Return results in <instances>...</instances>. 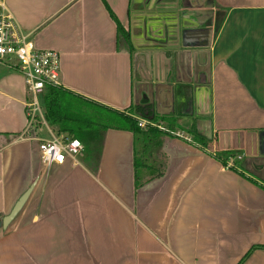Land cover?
I'll return each instance as SVG.
<instances>
[{"label": "crops", "instance_id": "crops-1", "mask_svg": "<svg viewBox=\"0 0 264 264\" xmlns=\"http://www.w3.org/2000/svg\"><path fill=\"white\" fill-rule=\"evenodd\" d=\"M5 2L37 49L60 52L63 87L119 111L152 104L160 126L184 120L207 144L166 135L165 173L139 188L128 130H108L96 170L86 153L47 168L25 77L0 62V215L31 189L0 224V264H238L264 244V0H192L201 16L183 0Z\"/></svg>", "mask_w": 264, "mask_h": 264}, {"label": "trees", "instance_id": "trees-1", "mask_svg": "<svg viewBox=\"0 0 264 264\" xmlns=\"http://www.w3.org/2000/svg\"><path fill=\"white\" fill-rule=\"evenodd\" d=\"M111 15L115 18L112 12ZM116 21L121 43L125 44L128 50L132 52L134 46L130 31L117 19ZM42 101L45 118L50 126L58 133H66L80 139L85 146V153L89 159L88 164L92 165L91 167L95 170L99 164L108 130L117 129L131 131L136 137V188L152 179L161 177L165 173L166 161L161 159V156L164 157L165 155L162 150L163 140L166 135L175 132L177 118H163L168 124V129L165 131L159 127L160 124L156 122L158 119L153 116L155 111L152 104H139L132 106L129 110L119 111L72 92L62 85H46ZM146 114L150 117L147 119H153L156 125H148L146 128L138 125L137 116ZM187 132L205 147L207 142L195 126L190 125ZM216 157L227 165L230 159L236 157V154L228 150L217 153ZM140 169L149 170L151 176L145 180H140ZM2 219L3 216L0 215V224ZM255 249H264V244L254 246L238 264H243Z\"/></svg>", "mask_w": 264, "mask_h": 264}, {"label": "built area", "instance_id": "built-area-1", "mask_svg": "<svg viewBox=\"0 0 264 264\" xmlns=\"http://www.w3.org/2000/svg\"><path fill=\"white\" fill-rule=\"evenodd\" d=\"M0 62L17 64L25 77L29 129L37 128L36 130L41 132L46 128L50 134V137L39 140L42 163L47 168L64 164L68 159L74 165L80 164V158L85 154L83 142L69 134L53 131L45 118L42 101L46 85H61V54L54 49H37L29 35L21 32L5 0H0ZM137 119L138 125L142 128L156 125L152 120L139 117Z\"/></svg>", "mask_w": 264, "mask_h": 264}, {"label": "rangeland", "instance_id": "rangeland-1", "mask_svg": "<svg viewBox=\"0 0 264 264\" xmlns=\"http://www.w3.org/2000/svg\"><path fill=\"white\" fill-rule=\"evenodd\" d=\"M188 1V2H187ZM183 2H185L184 3V8L182 7V6H180V7H182L183 8V10L181 9L179 12L180 13H182L183 15H185L186 14V9H189V11L190 12H194V14L196 15V16H201L202 14L201 13H199V12H197L198 10H196V11H193L194 10V6L191 4L192 3V0H183ZM180 7L179 6H174V8H170L171 10L170 11H173L174 13H176L179 9H180ZM195 8H198L197 6H195ZM221 11H217V19H216V26H218V25H220V23H221ZM14 60V62H17L16 61V59H13ZM142 118H150V117H148L147 116V114L146 115H143V116H141ZM183 121L184 120H180V119H178L177 118V123H175V125H176V128H175V132H179L180 133V135H183V136H188V137H191L192 138V141L193 142H196V143H199V142H197L196 140H195V138L194 137H192V135L190 134H188V132H187V129L189 128V126L187 125V123L186 124H184L183 123ZM156 123V122H155ZM157 124H160V122H157ZM50 125V124H49ZM163 126L165 127H161V129L162 130H165V131H167V129H168V124L167 123H164L163 124ZM53 128V127H52ZM35 129H37V128H35ZM46 129V128H45ZM53 131H55V130H53ZM56 132V131H55ZM173 132V131H172ZM58 133V132H57ZM43 134H48L46 131L43 133ZM42 133H41V135H43ZM170 135H172V133H169ZM176 134V133H175ZM185 137V138H186ZM82 159V158H81ZM234 158H232V160H233Z\"/></svg>", "mask_w": 264, "mask_h": 264}, {"label": "water", "instance_id": "water-1", "mask_svg": "<svg viewBox=\"0 0 264 264\" xmlns=\"http://www.w3.org/2000/svg\"><path fill=\"white\" fill-rule=\"evenodd\" d=\"M30 191H31V189H29L27 192H25V194H23V196L15 204L13 210L3 218L2 222H3V226L5 228H7L9 226V224L15 219L17 214L23 208V206H24V204H25V202H26V200L30 194Z\"/></svg>", "mask_w": 264, "mask_h": 264}]
</instances>
